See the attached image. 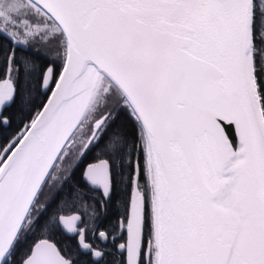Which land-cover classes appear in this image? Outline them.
I'll list each match as a JSON object with an SVG mask.
<instances>
[{"label": "snow or ice", "instance_id": "1", "mask_svg": "<svg viewBox=\"0 0 264 264\" xmlns=\"http://www.w3.org/2000/svg\"><path fill=\"white\" fill-rule=\"evenodd\" d=\"M0 264H264V0H0Z\"/></svg>", "mask_w": 264, "mask_h": 264}]
</instances>
